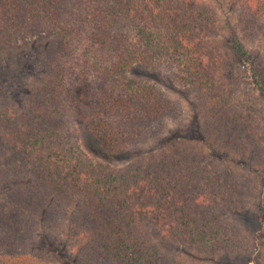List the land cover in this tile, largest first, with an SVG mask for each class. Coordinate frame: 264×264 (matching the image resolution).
<instances>
[{"label": "trees", "instance_id": "1", "mask_svg": "<svg viewBox=\"0 0 264 264\" xmlns=\"http://www.w3.org/2000/svg\"><path fill=\"white\" fill-rule=\"evenodd\" d=\"M227 3L232 47L249 58L242 34L264 41V0ZM221 28L208 0H0V70L33 43L45 48V75L25 105L0 106V264L47 263L39 239L69 228L81 234L77 264L246 253L231 213L250 204L253 184L182 136L143 150L185 113L151 75L165 69L205 106L217 143L264 159L257 108L230 98ZM254 72L264 92L263 70ZM81 125L104 152L132 156L122 166L94 159Z\"/></svg>", "mask_w": 264, "mask_h": 264}, {"label": "rangeland", "instance_id": "2", "mask_svg": "<svg viewBox=\"0 0 264 264\" xmlns=\"http://www.w3.org/2000/svg\"><path fill=\"white\" fill-rule=\"evenodd\" d=\"M208 1L217 6L222 17L218 44L225 53L227 65L229 64L234 79L235 87L230 98L237 104L255 106L257 110H254V119L264 127V92L257 81L258 76L254 74L255 65L263 70L264 76V41L251 40L242 34L249 58L242 56L232 47V35L227 26L232 16L227 0ZM44 53L45 48L42 44L33 43L21 50L17 58L4 60V68L0 70V106L22 108L25 105L32 93L34 82L45 75ZM143 70L139 68L140 73ZM151 75L171 96L183 101L185 113L181 120L170 123L162 137L149 143L143 150L157 149L168 139L182 136L209 159L221 162L244 175L254 187L250 204L244 209L231 213L232 219L238 222L247 234L249 245L246 253L201 254L200 262L202 264H264V159H255L249 150H237L225 142L217 143L206 125L205 106H202L196 95L191 90L189 92L188 87L177 81L168 70H158ZM79 140L83 149L98 161L122 166L132 156L130 153L112 155L110 151L104 152L97 146V140L91 132L82 125L79 127ZM80 237L81 234L76 233L72 228L67 229L61 237L45 239L42 236L39 244L42 246V252L47 255L45 264H77L74 245Z\"/></svg>", "mask_w": 264, "mask_h": 264}]
</instances>
